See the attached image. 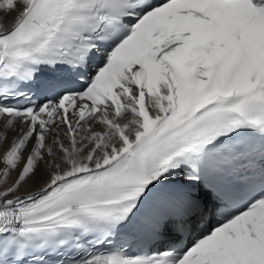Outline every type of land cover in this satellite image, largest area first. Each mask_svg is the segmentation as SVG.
Masks as SVG:
<instances>
[{"label":"snow or ice","instance_id":"obj_1","mask_svg":"<svg viewBox=\"0 0 264 264\" xmlns=\"http://www.w3.org/2000/svg\"><path fill=\"white\" fill-rule=\"evenodd\" d=\"M0 13V264H264V0Z\"/></svg>","mask_w":264,"mask_h":264},{"label":"bare ground","instance_id":"obj_2","mask_svg":"<svg viewBox=\"0 0 264 264\" xmlns=\"http://www.w3.org/2000/svg\"><path fill=\"white\" fill-rule=\"evenodd\" d=\"M0 17H3V19L5 20L6 27H10L9 21L12 19V17L5 16L3 13H0Z\"/></svg>","mask_w":264,"mask_h":264}]
</instances>
